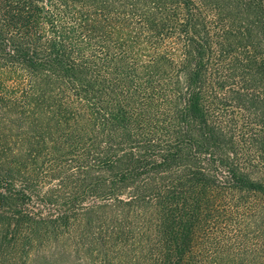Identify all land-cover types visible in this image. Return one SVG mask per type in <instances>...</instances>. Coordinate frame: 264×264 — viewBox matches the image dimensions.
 <instances>
[{"label":"trees","instance_id":"trees-1","mask_svg":"<svg viewBox=\"0 0 264 264\" xmlns=\"http://www.w3.org/2000/svg\"><path fill=\"white\" fill-rule=\"evenodd\" d=\"M0 264H264V0H0Z\"/></svg>","mask_w":264,"mask_h":264}]
</instances>
